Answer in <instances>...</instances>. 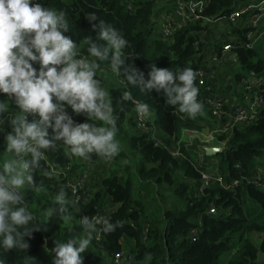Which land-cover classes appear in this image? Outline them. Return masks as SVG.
Returning <instances> with one entry per match:
<instances>
[{
    "label": "trees",
    "instance_id": "1",
    "mask_svg": "<svg viewBox=\"0 0 264 264\" xmlns=\"http://www.w3.org/2000/svg\"><path fill=\"white\" fill-rule=\"evenodd\" d=\"M129 0H39L45 7L62 10L66 13L69 31L66 33L77 44V48H86L83 41L86 37L95 38L96 32L91 29L86 16L96 14L100 19L112 23L129 41V47L125 50L128 56L125 64L132 65L147 73L149 66L155 64L160 68H169L178 71L185 67L193 70L200 64L197 57L200 52L195 48L194 42L198 41L200 32L205 28L200 22L190 23L186 27L176 29L173 41L167 42L154 35L153 12L155 0H130L133 11L127 9ZM186 3L188 0H179ZM245 0H210L204 10V15L216 19L225 16ZM207 28V26H206ZM104 43V42H102ZM240 67L248 72L254 70L264 75V58L255 48L240 47L235 50ZM105 64L98 76L102 81L110 72L109 62ZM106 65L108 68H106ZM124 80L123 74L120 76ZM241 76L236 74L235 79ZM125 81V80H124ZM200 103L207 94L204 87L198 85ZM120 84V83H119ZM209 85V84H207ZM213 89V88H212ZM109 94L113 101L115 114L117 115V139L121 144V150L116 158H121L128 168V157L125 149L131 147L139 155L140 159L135 164L137 175L128 176L121 181L119 177H107L101 181L102 189L95 192L91 198L82 193L75 205L69 206L70 219L65 222L59 217L49 219L46 213L56 207L55 197L49 192L57 194L63 187L67 192V199L74 201L67 179L63 173L52 178L45 176L44 171L65 169L72 162L73 156L69 148L61 142H57L55 150H42L46 154L41 162V169L34 173L35 185L38 192L31 191L26 199L29 207L38 215L43 223L42 229L33 233L28 239L30 247L27 252L12 250L3 252L0 250V258H4L7 264H25L27 256L33 259L32 264H52L48 249L55 246V241L65 242L68 239L79 238L84 234L82 224L76 219L73 209L80 215L94 217L105 199L117 204L116 210L111 214L110 222L120 221L122 227L112 233H101L96 238V233L87 251L83 256V264H111L112 257L123 250L122 239L131 238L135 241L134 250L129 254L131 259L128 264H254L259 252H264V193L252 184L239 185L233 190H225L213 181L206 189L204 196L193 198L192 191L201 178V172L206 165L194 167L187 145H181V150L186 158L175 159L170 153L148 139L147 133H134L126 128V123L131 121V111L134 105L122 102L119 93L131 91L134 98L142 100L150 105L155 114L154 125L161 133V138L166 144L173 143L171 136L179 138L183 128L200 129L204 126L211 127V123L202 116V109L195 118H190L186 113H181L178 107L170 106L165 102L162 94L141 92L138 88L128 85L110 84ZM6 97L0 94V99ZM15 105L10 102V111H16ZM77 122H85L86 117L71 113ZM5 132H9L5 128ZM167 135L169 139H164ZM224 136H221L222 140ZM3 135L0 134V165H3L9 157L4 151ZM193 149L196 145L193 144ZM196 154V153H195ZM198 155V152H197ZM264 155V113L255 124L237 129L231 133L225 148L208 159H216L219 173L225 179L250 177L256 165H261L264 171V162L259 158ZM98 155L91 154L90 160H96ZM214 158V159H213ZM53 166V167H52ZM143 186L135 188L134 180ZM155 188L171 187L173 193L170 196L172 205L165 208L160 202V196L155 192L152 203L159 208L154 210V216L150 219L149 231L146 239H142L139 219L143 212V206L134 199V188L138 191L146 188V185ZM211 202L229 214H207V208ZM182 203V205H181ZM73 210V211H72ZM130 223H134L132 227ZM261 234L259 243H255L251 234ZM227 257L225 261L223 258Z\"/></svg>",
    "mask_w": 264,
    "mask_h": 264
},
{
    "label": "clouds",
    "instance_id": "2",
    "mask_svg": "<svg viewBox=\"0 0 264 264\" xmlns=\"http://www.w3.org/2000/svg\"><path fill=\"white\" fill-rule=\"evenodd\" d=\"M86 19L95 38L88 36L87 57L77 59V44L69 31L64 11L43 6L39 0H0V134L9 154L0 165V250L27 252L28 239L42 229L43 223L29 207L26 189L35 185L34 173L41 169L46 154L55 150L57 142L68 146L70 154L90 158L96 154L112 159L121 150L117 139V115L109 90L103 86L97 72L100 62H109L112 73L123 74L128 85L141 92L155 91L165 102L178 107L181 113L195 118L201 111L198 102L197 74L185 67L178 71L155 64L144 71L125 64L129 41L112 23L90 13ZM104 42V43H102ZM122 102H131L140 118L150 115V105L124 91ZM10 102L16 111L10 114ZM71 113L83 115L77 123ZM6 122L11 131L5 132ZM52 178V171H44ZM56 207L45 214L67 222L69 206L62 187L55 196ZM84 234L65 242L55 241L48 249L52 264H83L82 254L88 250L93 234L98 230L112 233L122 227L120 221L83 216ZM99 226V229H98ZM33 259L25 258V264ZM0 264H7L0 258Z\"/></svg>",
    "mask_w": 264,
    "mask_h": 264
},
{
    "label": "built area",
    "instance_id": "3",
    "mask_svg": "<svg viewBox=\"0 0 264 264\" xmlns=\"http://www.w3.org/2000/svg\"><path fill=\"white\" fill-rule=\"evenodd\" d=\"M172 1L174 2L172 9L174 14L178 16L179 23H174L169 17H161L156 22L160 37L167 42L173 41L176 29L186 27L190 23L200 22L205 28L200 32L199 40L194 42L195 48H199L202 34L209 30L208 25L211 22L217 20L235 21L239 19L244 25V29L238 34L237 40H227L222 44L221 50L223 52L235 51L240 47L254 48L258 38L264 36V25H262V22H264V0H245L235 9L230 11L229 14L216 19L204 15V10L209 5L210 0H188L186 3L179 0ZM127 9L129 11L134 10L130 0L127 3ZM86 56V53L78 52L76 58L79 59ZM197 57L201 60V49L197 54ZM194 71L197 74L196 81L198 85L204 87L207 92L200 103L202 105V116L211 123V127L204 126L200 128L201 131H198L200 129L183 128L180 131L179 138L172 135L171 139L174 140L173 143L166 144L161 138V133L155 127L152 118L150 116L145 118L138 117L134 107L131 111V121L126 123V128L134 133H147L149 140L153 141L155 145L166 149L175 159L186 158L185 153L181 150V145H189L184 144L186 141L190 143L194 137H199V135L202 137L201 141H210L209 144L202 143L197 145V156H194L193 152L190 153L194 167L202 164L206 165L205 170L201 172L200 180L193 188V198L204 196L206 189L213 181L218 183V185L225 190H233L239 185H243L244 187L245 184H252L264 193V171L261 169L260 171L254 169L253 174L250 177L244 176L239 179L228 177V179H225L224 176L218 172V168H216L215 171L213 170L215 164H209L206 160V157L214 155H207L206 148L218 147V152H221L225 148L227 140L235 128L243 129L249 127L261 119L264 113V75L258 74L254 70L248 71L246 75H241L238 79L239 96L235 100H228L213 93L212 87L207 85L205 81L206 72L201 64H197ZM120 84L121 86H125V81L122 78ZM122 93L123 92L119 93L120 97H122ZM12 112L14 111H10V114ZM5 128H7L9 132L11 131V126L7 122ZM219 135L224 136L220 141L217 139V136ZM163 137L164 139H169L167 135H164ZM53 169L56 168L53 167ZM67 169L68 166L61 170V173L65 172ZM87 170L88 169L86 168L74 178L67 179L66 186L69 188L74 201H78L82 193L87 194L89 192V174L87 173ZM105 198H107V196ZM116 208L117 204L109 200V208L107 211L101 212V210H98L94 217L99 216L109 221L111 214ZM220 212L226 215L229 214L228 211H223L217 207L214 202L209 204L207 214L216 215ZM82 218L83 215L81 214V220ZM130 225L135 227L134 223H130ZM148 231L149 225L142 224L141 235L143 240L146 239ZM101 233L102 231L98 230L96 232V238H99ZM130 260L129 255H124L121 251L112 257L110 263L128 264Z\"/></svg>",
    "mask_w": 264,
    "mask_h": 264
},
{
    "label": "crops",
    "instance_id": "4",
    "mask_svg": "<svg viewBox=\"0 0 264 264\" xmlns=\"http://www.w3.org/2000/svg\"><path fill=\"white\" fill-rule=\"evenodd\" d=\"M173 4L174 2L172 0H155L152 19L154 29L156 28L157 20L161 17H169L173 20L174 23H179V18L174 14V11L172 9ZM262 25H264V22H262ZM208 29L209 30L207 32H204L202 34L200 44V64L203 66L206 72L205 81L213 88L212 91L217 96L228 100H235L239 96V83L238 79H235L237 73L234 74V80L232 81L231 77L226 73L224 66L225 64H228L233 68H237L240 66V63L238 62V58L236 57V52L234 50L223 52L221 50V46L227 40H237L238 34H240L244 29V25L239 19L235 21L217 20L211 22L208 25ZM254 48L259 52L261 57L264 58V36H260L258 38L254 45ZM238 73L241 76L244 72ZM116 79L120 83L121 77L117 76ZM154 115V112L151 110L149 116L151 118H154ZM124 165L119 160V158H116V156L110 160L105 159L101 156L96 160L73 156L72 162L70 163V165H68V169L62 173L66 179H71L84 169H89L88 198H91L95 192L103 188L101 184L103 178L113 176L120 177V173L123 170ZM52 172L54 173V176H56L57 174L61 173V170L53 169ZM49 195H53L54 197L56 196L55 193L50 192ZM73 210L77 216L76 219L80 222V212L76 209ZM122 244V252L124 255H129L134 250L135 241L131 238L124 237L122 239Z\"/></svg>",
    "mask_w": 264,
    "mask_h": 264
},
{
    "label": "rangeland",
    "instance_id": "5",
    "mask_svg": "<svg viewBox=\"0 0 264 264\" xmlns=\"http://www.w3.org/2000/svg\"><path fill=\"white\" fill-rule=\"evenodd\" d=\"M154 35L157 36V37H160L159 29H158L157 26L154 29ZM83 51L86 52V54L88 55L86 48H83V50H82V48H80V49L78 48V52H83ZM103 67H105V64L101 63V68L98 69V72H97L98 75L100 74L101 69ZM106 68H108L107 65H106ZM224 68L226 70V73L231 77L232 81L234 80V74L235 73L244 72L242 75H246L247 74V72L244 71L240 66L237 67V68H233L232 66H229L228 64H225ZM116 78H117V76L114 73L109 74V75H105L104 78H102L103 79V86L106 89H108L110 87V84H116V85L118 84V86H120V84H119V82H118V80ZM152 120H153V123H154L155 115H154V118H152ZM203 129H205V128H203ZM198 131H201V129L198 130ZM220 137H221L220 135L217 136L218 141H220ZM201 139H202V137H201V135H199V137H197V136L194 137V139L191 140L190 143H188V141H186L184 144H189L187 146V151L189 150V152H193L194 156H197V152H198L197 145L202 144V143H208V144L210 143V141L204 142V141H201ZM193 144L196 145V149L191 148ZM125 152H126L127 157H128V168L126 167V163L124 162V160L119 158V160L123 163V165L125 164L123 170L120 173V177H119V178H121L120 179L121 181L126 180L128 176L132 177L133 175H137V170L135 169V164H137L139 159H140V155L134 149H132L131 147L126 148ZM9 158L10 157H8V159ZM259 159L263 163L264 162V155L261 156V158H259ZM207 161H208L209 164H215L214 168H213L214 171H215L216 168H218V164L216 162V159H214V160L208 159ZM260 168H261V165L260 166L256 165V169L257 170L260 171ZM87 173L89 174V169L87 170ZM134 182H136V183H134L135 188H140L141 189L143 187V186H140L137 183L138 179L134 180ZM135 188H134V191H133V197H134V199L138 200V202L143 206V212L141 213V216H140V219H139L140 224H148V223L150 224V219L155 214L154 210L156 208H159V206L156 207L157 204H154V203H152L150 201V200H154L156 190H157V193H158L159 196H160V194L162 195L163 198H162L160 203L162 205H164L165 208H170L171 205H172L170 196L172 195L173 191H172L171 187H169V186L165 187V188H159V189L155 188L154 189L152 187V185L150 184V185H146V188H143V190H141V191H138ZM31 191L38 192L39 189L36 188V187L33 188V186H29L26 189V196H28ZM88 193H87V196H88ZM181 205H182V203H181ZM108 208H109V198H105L103 200L101 206H100V210H101V212H106ZM251 238H252V240L255 243H258L260 238H261V234L257 233V232H253L251 234ZM226 259H227V257H224L223 261H225ZM254 264H264V252H259L258 253L257 260H256V262Z\"/></svg>",
    "mask_w": 264,
    "mask_h": 264
},
{
    "label": "water",
    "instance_id": "6",
    "mask_svg": "<svg viewBox=\"0 0 264 264\" xmlns=\"http://www.w3.org/2000/svg\"><path fill=\"white\" fill-rule=\"evenodd\" d=\"M219 151L218 147H208L206 148V154L211 155V154H216Z\"/></svg>",
    "mask_w": 264,
    "mask_h": 264
}]
</instances>
